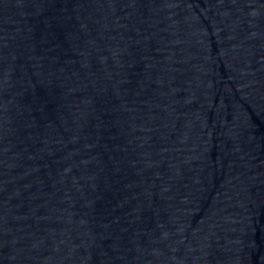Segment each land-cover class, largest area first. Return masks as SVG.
Listing matches in <instances>:
<instances>
[{"label":"water","instance_id":"95a60500","mask_svg":"<svg viewBox=\"0 0 264 264\" xmlns=\"http://www.w3.org/2000/svg\"><path fill=\"white\" fill-rule=\"evenodd\" d=\"M0 264H264V0H54L3 38Z\"/></svg>","mask_w":264,"mask_h":264}]
</instances>
